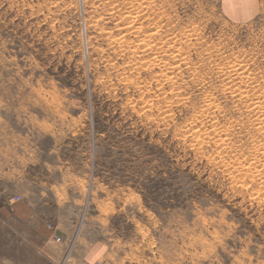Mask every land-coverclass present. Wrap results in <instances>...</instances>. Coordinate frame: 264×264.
Wrapping results in <instances>:
<instances>
[{"label":"rangeland","instance_id":"rangeland-1","mask_svg":"<svg viewBox=\"0 0 264 264\" xmlns=\"http://www.w3.org/2000/svg\"><path fill=\"white\" fill-rule=\"evenodd\" d=\"M229 1L0 0L10 205L62 218L1 209L0 264H264V0Z\"/></svg>","mask_w":264,"mask_h":264},{"label":"crops","instance_id":"crops-1","mask_svg":"<svg viewBox=\"0 0 264 264\" xmlns=\"http://www.w3.org/2000/svg\"><path fill=\"white\" fill-rule=\"evenodd\" d=\"M240 3L242 4V2ZM240 3L236 2V0H231V2L229 1L228 4L232 6L230 8L233 10V9H238L236 5ZM250 9L251 8L249 7L248 10ZM240 13L246 14L245 12L242 11H240ZM11 181L13 182V186L18 187V189L20 190L19 184L23 181V179L18 175L11 178L9 167L5 166L4 164L1 165L0 166V212L3 213V211L6 210L9 214H12L15 218L19 219L20 221L30 222V223L32 222L33 224L36 225L38 231L45 229L46 227L50 232H52V230L48 228L51 226L48 225L47 223L53 222V219L55 218L57 219V221H62V218L58 215V213L51 214L49 213V211H45V212L37 211L35 206L26 203L23 200L21 201V198L15 201V204L10 205V202L14 200L13 197H18L17 193L14 192L11 193L8 189ZM49 204H50L49 201H43L39 206H41L42 209L44 210H48ZM1 209H3V211ZM96 215L99 214L97 213Z\"/></svg>","mask_w":264,"mask_h":264},{"label":"bare ground","instance_id":"bare-ground-1","mask_svg":"<svg viewBox=\"0 0 264 264\" xmlns=\"http://www.w3.org/2000/svg\"><path fill=\"white\" fill-rule=\"evenodd\" d=\"M94 1V0H93ZM124 1V0H123ZM146 3V2H145ZM101 5V4H100ZM128 5V4H127ZM111 11V10H110ZM115 14V13H114ZM120 14V13H119ZM137 15V14H136ZM128 17V16H127ZM126 17V18H127ZM130 17V16H129ZM128 17V18H129ZM135 18H137V16H134ZM132 18L133 20L135 19V18ZM105 19V18H104ZM129 20V19H128ZM133 20H131V21H133ZM135 21V20H134ZM129 22H130V20H129ZM132 23V22H131ZM134 23V22H133ZM133 23H132V26H133ZM124 24V23H123ZM129 24V23H128ZM121 25V24H120ZM118 26V25H117ZM137 26V25H136ZM135 26V27H136ZM147 26V25H146ZM109 29V28H108ZM134 31V30H133ZM148 31V30H147ZM131 32V31H130ZM114 37V36H113ZM143 37V36H142ZM167 38V37H166ZM122 39H123V37H122ZM142 39V38H141ZM168 40V39H167ZM174 40V39H173ZM116 41V40H115ZM164 41V40H163ZM129 42V41H128ZM167 42V41H166ZM131 43V42H130ZM136 44V43H135ZM135 44L134 45H132L133 46V48L135 49V50H140V48H142L140 51H144V52H146V51H148L149 49H151L152 50V48H150L149 47V42H148V40L147 41H143L142 43H138L137 44V46H135ZM155 45V44H154ZM172 45V44H171ZM148 47H149V49H148ZM105 48V47H104ZM159 48V47H158ZM160 49V48H159ZM180 50V49H179ZM167 51V50H166ZM157 52V51H156ZM162 52V51H161ZM149 53V52H148ZM168 53V52H167ZM182 54V53H181ZM148 55V54H147ZM119 56V55H118ZM149 56V55H148ZM151 56V55H150ZM153 56V55H152ZM152 59V58H151ZM149 60V59H148ZM142 61V60H141ZM140 63V62H139ZM168 63V62H167ZM146 64H148L147 62H146ZM139 65H141V64H139ZM142 65H145V63L143 62V64ZM179 68V67H178ZM223 68H225V67H223ZM135 69V68H134ZM149 69H150V67H149ZM143 70V69H142ZM236 70V69H235ZM241 71V70H240ZM158 72V71H157ZM235 72V71H234ZM237 72H239L238 70H237ZM133 74V73H132ZM138 74V73H137ZM177 74V73H176ZM229 74V73H228ZM167 75H169V74H167ZM250 76V75H249ZM163 77V76H162ZM236 77H238V76H236ZM164 78V77H163ZM174 78V77H173ZM166 80V79H165ZM164 80V81H165ZM248 80V79H247ZM242 81V80H241ZM160 82V81H159ZM250 82V81H249ZM226 83V82H225ZM231 87V86H230ZM170 89V88H169ZM234 89V88H233ZM257 89V88H256ZM174 90H176V89H174ZM258 90V89H257ZM172 91V90H171ZM251 91V90H250ZM249 91V92H250ZM168 92V91H167ZM227 92V91H226ZM225 92V93H226ZM260 92V91H259ZM262 92V91H261ZM250 95H251V93H250ZM260 95V94H259ZM258 95V96H259ZM239 98H240V96H238ZM141 99V98H140ZM245 99V98H244ZM258 99V98H257ZM176 101H178V100H176ZM259 100H257V101H255V104H257V102H258ZM150 102V101H149ZM240 102V101H239ZM244 102V101H243ZM251 102V101H250ZM143 103H144V101H143ZM254 103V102H253ZM154 104V103H153ZM254 104V108H256V111H258L259 112V116L256 118V122H255V126H256V123L257 124H259L258 125V127H260L261 129H262V131L264 130V112L262 111V108H261V105H258V106H256ZM259 104V103H258ZM151 105V104H150ZM243 105H244V103H243ZM256 106V107H255ZM149 108V107H148ZM246 108V107H245ZM264 109V108H263ZM247 110V109H246ZM252 110H254L255 111V109H253L252 108ZM256 113V112H255ZM251 117V116H250ZM253 120V119H252ZM252 122V121H251ZM254 123V122H253ZM255 130H258V129H255ZM215 131V130H214ZM217 132V131H216ZM257 132V131H256ZM262 135V134H261ZM219 136V135H218ZM258 136V135H257ZM262 136H264V135H262ZM256 148V147H255ZM252 155V154H251ZM257 155V154H256ZM248 159H250V158H248ZM234 162V161H233ZM241 162V161H240ZM235 163V162H234ZM244 163H246V162H244ZM243 164V163H242ZM250 164V163H249ZM229 165V164H228ZM241 166V165H240ZM246 166V165H245ZM233 167V166H232ZM250 167V166H249ZM228 168V167H227ZM229 168H231V167H229ZM252 169V168H251ZM256 169V168H255ZM240 172V171H239ZM257 172V171H256ZM252 173V172H251ZM250 173V174H251ZM259 175V174H258ZM240 176V175H239Z\"/></svg>","mask_w":264,"mask_h":264}]
</instances>
